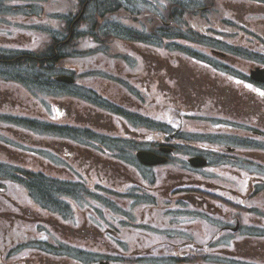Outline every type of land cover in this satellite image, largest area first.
I'll return each mask as SVG.
<instances>
[{"label":"rangeland","instance_id":"374dc122","mask_svg":"<svg viewBox=\"0 0 264 264\" xmlns=\"http://www.w3.org/2000/svg\"><path fill=\"white\" fill-rule=\"evenodd\" d=\"M39 1L43 4L46 3L47 8L45 7V9H43L35 6L37 2L36 0H29L28 2L23 3V6L19 4L21 3V0H8L5 4L0 2V48L8 47L26 48L27 50L34 49L37 47L39 39L45 38L44 35L47 34V32L54 34L55 37H57L56 35L62 34H65L66 38L69 36L70 31L68 30V25L64 26V24L66 19L70 18L71 13L69 12H73L74 15H78L80 13V5H82L81 0ZM175 1H181L182 3L189 2V7L192 9H194L195 6H198L196 5L195 0ZM204 1V5L208 6L206 10L199 9L197 11L194 10L187 13L184 11L182 16L179 14L182 20L180 24L182 23L183 25L181 26L180 24L174 22V24L170 25V28H168L169 26H166L164 22H162V27H158L161 17H163L167 11L170 12V10H168V6H162L163 0H112L111 4H105L107 6L97 2L96 4L91 5L85 15L77 20L78 22L75 21L76 23L72 24L71 28H75L73 38L67 42L68 44L65 47L61 48V51L63 53H65L64 51H72L74 54H78L77 56L80 58L90 56L94 53L92 56H90L92 61L85 62L87 63L86 65L84 64L86 66L85 71L87 76L85 79L80 80L79 83H87L91 86V88H94L105 98L112 101L115 100L116 102L125 106L123 107L124 109L129 108L135 111L139 110L141 113L148 115L149 106L141 103L139 99L140 97L144 96L142 94L143 92L146 93V91H148L147 84L150 86L153 84L148 93H146L148 99L152 103L159 104V106L162 105L163 102H168L165 97H169V90L172 87H170L169 83L167 82L168 80L166 74H168V71H164L165 66H163V63L165 62L166 64L167 60L171 56L178 57L179 54L181 55L193 49L191 47L193 44L188 43V38L191 37L188 33V30L192 26L197 25V27L200 28L202 27L200 23L208 20H210L212 24L216 25L218 19L223 23H229L228 20L230 19L237 20L240 23L241 20H244L245 17L251 13L264 14V0H249L248 2L243 0H228L232 7H234L233 11L229 8L228 13L215 10L218 9L216 0ZM117 3L123 4L124 7H121V10H114L113 6H116ZM15 4H17L19 8L13 7ZM126 4H129L130 7ZM77 5H79V9L77 8ZM242 5L243 9H247V12L244 16L242 12L236 11V7ZM108 6L111 8H107ZM177 6L178 11H183L181 4H177ZM4 8H6V10H4ZM176 13L178 14V12ZM55 17H58L57 19L59 21H63V24L58 26L59 22ZM249 24L255 27L253 29L260 32L263 29L262 27H264V21L261 20H250ZM29 25L31 26L29 27ZM164 26H166L165 29H162ZM29 30L33 32H35V30L39 31V34L37 32H35V34H31L28 32ZM157 30H162V32H158ZM206 33L209 34L208 31ZM152 36H160V40L158 42L160 43L161 41V44L163 45L167 44V47L163 46L161 48V44L159 43L154 45V47L145 44L146 42L143 37L152 39ZM33 38H37V41L35 40V44L32 42ZM127 38H136L134 42H139L137 44H133L131 42V45L129 44L130 48H127L121 42L123 39ZM167 38L170 40L165 41ZM53 43V40H47L46 43H44L45 47L42 46L41 49H47L48 44L50 45ZM98 44H102L100 49ZM123 48L129 49V51H123ZM195 48H197V46ZM193 52L195 51L193 50ZM176 57L172 59L173 63H176L177 61L176 64L179 63L178 65L181 66L185 65L183 61H179V58ZM157 59H162L163 63H161L162 61L156 62V65L158 66L157 69L150 67V65L155 63L153 61H156ZM69 61H64L65 64H62L63 67L77 63L74 61ZM31 64L33 63H24L22 69L17 68L19 70L15 73H12L13 69L6 70L0 67V144L7 143L14 147L12 149L10 146L9 149L0 145V160L17 164L18 166L29 169L39 171L43 170L45 175H47L50 179L53 177L55 179H60L59 185H65V191L69 189L74 192L75 190H73V188H75L76 180L80 179V177L77 172L69 173L64 167L67 166L69 171L79 169V167L76 168V165L73 163L75 158H64L61 149L65 147V149H67L68 152H71V154H75L77 151L81 153H87L89 150L85 149L84 147L80 148V146L76 144L74 145L73 141H68V138L66 139L65 137L69 135L65 134V132L69 134L74 132L75 134L81 132L80 130H83L82 127H90L91 129L98 131H100V129H104L110 131L113 130L114 132H124L126 128L129 127L139 133L140 130L134 126L138 125L140 121L138 123H132L134 121L125 122L124 116H121L122 114L111 113V111H109L107 108H103L104 110L102 109L101 111L90 106V104L85 103L84 98L79 97V95L81 96L84 93L81 92V89L78 86L66 87L62 86L63 84H61L60 86L62 87L60 89L68 94L65 95L62 93V95L56 96L54 93L58 91L56 90L55 85L54 87H49L52 86V83L50 82L51 78H48V76L44 78L41 75L43 74L41 72L30 71ZM242 64H244V62H242ZM99 69L100 72L93 71L94 73L88 74L92 70ZM22 70L24 74L26 73V78L29 80L25 85L17 83L18 80H23L22 77L24 74H20ZM153 75L155 76V79L152 80ZM32 84H35L36 86L41 85L45 89L44 92L47 93L38 91L35 93L32 90L35 86ZM139 90H141L142 95L138 93ZM162 90H164V93ZM99 94L96 95V98L104 102V100L99 97ZM240 94L244 95V93ZM245 94L250 95L252 93ZM89 96L90 95L87 94V96L85 95V98L88 99ZM173 96L174 99H180V96L177 93H174ZM206 102H203L204 104L198 103L196 107H193L194 109L197 107L208 108L207 110H203L204 113H207L208 111L212 113L218 110L216 104H205ZM159 106L155 109V111H153L154 113L149 114L151 119L154 117L159 119L157 118L158 114L159 117H161L160 113L158 112ZM230 106L232 107L233 104ZM249 106L251 108L250 116H256L255 118L258 120V122L264 125V102L263 104L260 103L259 97H256L253 94V98ZM236 107L238 106L236 105ZM229 110L231 109L228 108V111ZM39 118L43 120H39ZM243 119L244 117L236 115V120L242 121ZM49 121L55 125L51 126ZM146 123L147 122L145 121L143 124H141L142 129H146L148 127ZM194 124L195 123L190 124L193 125L192 128L194 131H200V127H205L203 125ZM72 127L76 128L75 131H73ZM216 131L218 133L226 132L227 135L233 136V131H228L226 129H222V131ZM53 133H59L60 138L63 139L56 140L50 138L49 136H51ZM237 133L242 134L243 129L240 128V131H237ZM80 134L83 133L81 132ZM241 137L244 136L241 135ZM251 138H253V136H251ZM11 139H13V141ZM49 147H52L55 151H58L59 155L62 157L51 155L47 149ZM250 152L252 155V163L250 168L252 171L251 174L253 171H255V174H258V171L264 173V166L253 164V161L258 162V160L260 161L259 163L264 164V151L260 149H252ZM90 155L97 157L93 154ZM257 157L263 159V161L257 159ZM51 165L52 167L53 165L58 166V168L55 169L53 167L55 171H52ZM1 170L3 172H0V181H2L5 177H8L7 175L14 178L15 173H13V175L12 173H9L11 170L15 171L11 167L5 166L2 167ZM248 172L247 182L240 183L239 180L237 183L239 186L235 185L234 188L228 186L227 188L238 194H243L244 191L250 192L252 190V186H250L248 183V181L251 180L249 177L250 174H248ZM245 175L246 174L243 172L235 171V177L241 179L242 181ZM94 182L95 181H93L92 184H94ZM5 189H10L12 192H9L7 195L2 191H7ZM23 191V188L12 185V183L8 180L0 182V196H2V198H0V228L2 229L0 230H3V228L6 229V223L10 218L12 222L13 219L19 220L23 225L22 230H25V228L31 226L28 228V232L33 234L35 226L32 222L37 221L36 219H44L47 216L50 224L55 230L54 234L56 235L58 232L60 233V236L57 235L59 236L60 240L66 238V235L62 233L65 232L69 237L72 235L74 236L72 239L75 240L76 245L85 242L87 238L90 240L91 237H94L92 243L95 244L107 242L103 236L100 237V230L96 229L91 219L87 218L86 216V213H89V210H92L91 208L84 206L77 207L76 210L78 223L76 224V227H73L75 229L72 230V228L70 229L68 225L62 224L61 220L57 219L56 217H52L51 214H49L51 211L50 209H53L51 205L39 201L40 204L45 206V208H42L41 205L33 203L31 200H29L24 193L25 191ZM260 193L263 194L264 190L260 191ZM261 194L259 196H262ZM123 200L119 201L122 204L119 202L116 203V209L119 211L114 214H118L120 211H123V213L127 215L126 218L129 219L132 217L134 219L135 216H133L132 205L128 203L127 198ZM145 201L148 202L147 200ZM19 209L21 211L20 214H18ZM62 210L66 211V208H62ZM105 210L106 209L101 210V213L99 214L100 218L105 219ZM141 211L142 214L144 211L146 212V224L148 227H153L149 226L153 221L157 222L155 225L161 223L159 220H154L156 214L148 215L150 210L145 205L141 206ZM92 214L93 213L91 212L90 215ZM244 216L245 218L243 222H245V220H247L248 223L254 221L263 222L259 216L247 213L246 211ZM107 217L110 218L109 215ZM115 219L122 220L120 215H117V217L113 219V223H117V225L119 223ZM131 221L133 220L131 219L126 222L130 224ZM17 223L19 224V222ZM189 229H194V231L201 230L199 224H193L189 226ZM196 234V239L198 241H204V243H206L211 240V237L201 235L199 232ZM18 238L22 237L18 235ZM140 238V241L145 243L144 237L141 236ZM234 239L235 240L233 244L235 251H243L241 253L249 255L250 257H255L257 260L264 259V244H261L264 243V239L255 240L245 238L244 240H238L237 235L234 237ZM20 241V239H13L11 245ZM140 241L139 244L142 245ZM224 241H226L225 238L221 240V243ZM29 247V245H23L18 247V250H14L13 253L18 255V257L15 258V261L21 264H64L65 262L64 258H59L58 255H54L55 252L51 253L45 251L42 254H38L33 251V249L29 250ZM10 248L11 247L8 246L7 252ZM136 248L140 247H134V249ZM21 250L26 252L25 255L21 253ZM245 250H252V252ZM73 252L74 255H78L76 253V249H74Z\"/></svg>","mask_w":264,"mask_h":264},{"label":"flooded vegetation","instance_id":"af4514ba","mask_svg":"<svg viewBox=\"0 0 264 264\" xmlns=\"http://www.w3.org/2000/svg\"><path fill=\"white\" fill-rule=\"evenodd\" d=\"M128 6L130 7V5ZM170 8L169 6L168 10H170ZM201 9H205V7ZM168 24L170 25V22L166 23V25ZM203 55L217 58V63L208 62L206 64L207 66L217 67L220 64V59L230 60V57L233 56L229 53L226 55L218 53ZM169 61H171V58L167 60V63ZM221 64L227 65L228 63L223 62ZM231 69L232 67L229 66L226 68V71L229 72ZM168 70L169 82H174L175 88L177 91H180L181 105L185 110H189L190 113H193V111L198 112L201 109V107L194 109L193 106L196 107L198 103L204 104L203 102L208 101L205 104H209L212 99L217 101L220 97V93L224 95L228 94L230 98L234 99V92L248 91V93H251L255 91V89H264V84H253L249 79L245 80L246 84L244 86H235L230 79L224 77V74L219 75V72H217L219 76H216L204 73L203 71L205 70H200L198 66L179 67V69L174 70L170 64ZM185 70H188V72L186 73ZM74 84H77V82ZM249 104L250 100H244L240 108L245 111V115H248ZM234 114L235 113H232L231 115L234 116ZM249 116L250 115L247 117ZM195 118L196 117H193V119ZM195 120V125H203V121L199 122L198 119ZM244 120L246 124L249 123L246 118ZM230 122L234 124V121ZM187 128L188 126L181 127L180 132H172L169 130L156 132L148 129L147 132L137 133V131L127 127L124 132H118V134L115 135L105 134L104 139L102 138L103 142L99 145L111 144L115 146L117 148L116 152L118 158L106 157L104 159H95L91 162L90 166L97 170L105 171L108 180L116 188L120 186H132L134 193L131 194L129 198L133 205L138 203V211L140 214H142L141 206L146 204L144 201L146 198L153 209L157 208L158 210H167L170 212L178 210L183 213L189 225L199 224L201 228L200 231H194V229L185 231L188 226L184 229V225L181 223L180 226L182 227L180 231L169 232L168 237L170 238H168L167 234L162 231H159L157 235H150L147 233L146 229L140 228L142 224L140 221H137L132 224V228H125V231L122 232L120 230L118 232L116 231L113 233L114 236L110 234L109 237L111 238L116 236L115 238L118 244H114L112 239L105 237L107 241L106 245L112 248L113 252L121 250L123 252H147L149 248L140 241L141 236L150 237V240L157 244L154 246H159L162 252H165L167 249L179 252H197L200 250L215 252L221 248L216 238L230 235L231 241L228 242H232L231 248L234 247L233 242L236 235L238 240H244L245 238L251 239L253 233L250 225H241L239 210L234 208L231 203V201H234L237 197L230 195H228V197H220V182H218L217 179L209 180L211 171L214 172L215 166L217 165L218 159L215 158H219L222 164L225 165L227 162L232 161L233 157L240 152V144L238 142H231L229 139L225 138L224 134H216L213 132H197L201 136L198 137L195 133L188 131ZM232 128H234L233 125ZM233 135L239 136V134L235 132H233ZM215 136L216 138L221 136L223 139L214 141L211 138ZM109 137L112 138L109 139ZM202 137L207 139L205 140ZM228 137L233 138L232 136ZM108 141H110V143H108ZM249 145V143H245V147ZM141 150L155 153L159 157H163L164 159L162 160L164 161L151 165L144 164L138 156V152ZM54 155L58 157L57 151L55 150ZM194 156L207 157L209 164L202 167L193 166L189 159ZM74 158L75 161L80 160L81 154L75 155L73 159ZM81 165L85 167L87 162ZM53 167L55 169L58 168V166L55 165H53ZM53 167L51 165L52 171H55ZM227 169L229 179H234V166L227 167ZM39 172L43 173L44 171L40 170ZM261 178L262 177H260V179ZM239 180L240 183L247 182V175L244 176L243 181L241 179ZM248 183L250 185L252 180L248 181ZM221 184L224 185L221 186L224 188L222 191L227 194L230 192L234 193L233 190L227 189L228 186L234 188L235 185H239L232 181H223ZM261 184L264 185V181H262ZM55 187L57 188V186ZM238 201L241 203H250L254 201L256 204L262 205V203H264V197L260 199L240 197ZM114 202L118 201L115 200ZM248 210L249 209L246 211ZM218 212L222 215L228 212L226 222L224 220L219 221ZM144 214L145 211L143 215ZM155 214L161 215L162 213ZM143 215L141 219H143ZM151 215H154V213L151 212ZM52 216H54V214H52ZM261 219L264 220V215ZM198 232L201 235L211 237V240L206 243H204V241H198L196 239V233ZM139 241L142 245L139 244ZM119 243H121V245H119ZM137 246L140 248L134 249V247ZM108 258L111 263L114 264V259L111 256ZM137 259L138 261H136L135 264H148L140 257Z\"/></svg>","mask_w":264,"mask_h":264},{"label":"trees","instance_id":"16d2710c","mask_svg":"<svg viewBox=\"0 0 264 264\" xmlns=\"http://www.w3.org/2000/svg\"><path fill=\"white\" fill-rule=\"evenodd\" d=\"M170 16L173 17V16H178V15L175 12L174 13L172 12ZM178 18H179V16H178ZM72 22H73V20L67 21V24H68L69 28L72 25ZM56 40L59 41L60 39L56 38ZM59 46H60V44H58V42L55 41L54 45L53 46L51 45L49 47V49H47L49 51L48 53H46V52H40L39 53L38 51H34V50H33V52L32 51H28L29 53L27 51H23V53L18 55L19 57L16 60H18V61H21V60L22 61H27V62H23V63H30V62L33 63V64H31V68H35L38 65L43 67V65H44V68L46 67V70L49 71V73L46 74V76H52L53 73H51V72L55 71L56 66H58L57 64H59V62L63 59L62 57H64L63 53L60 51V47ZM58 50L60 51V54H58V52H57ZM5 51L8 52L7 54H8L9 57L14 55L13 52L9 53L10 51H8V50H5ZM5 51L4 50H0V56L3 53H6ZM234 52L243 53L240 50H234ZM38 53H39V55H41V57L40 58L39 57H34V56L38 55ZM32 55H34V56H32ZM20 58H22V59H20ZM12 59H14V56L12 57ZM258 61H260V60H258ZM12 64L15 65L17 63L12 62ZM24 80L28 81L27 78H25ZM65 134L70 135L67 132H65ZM23 174L25 176H27L28 179H31V181L29 182V188H32L34 190V192L32 193L34 196L41 195L40 197L43 200H45V202H47L48 204L52 202L53 206L59 204L58 202H55V199L58 198V196L60 198V196L63 195V194L62 193H56L57 188L55 187L56 186L55 184L51 185V182H48L46 184L47 180L45 178H43L42 176H39L40 183H44L45 184V186L43 185L42 189H39V188L36 187V182L34 180L35 176H34L33 173H29L28 172V173H23ZM59 186H61V185H59ZM58 191L61 192L62 190L59 189Z\"/></svg>","mask_w":264,"mask_h":264},{"label":"water","instance_id":"95a60500","mask_svg":"<svg viewBox=\"0 0 264 264\" xmlns=\"http://www.w3.org/2000/svg\"><path fill=\"white\" fill-rule=\"evenodd\" d=\"M252 77L254 79H258V80H264V68L263 69L257 68L256 70H253L252 71ZM142 154L146 156L147 159L145 161L147 163H153L154 162L153 160H149L148 159L149 156L146 155V153H142ZM191 162L193 164H195V165H202L204 163V162H199V159L198 158L192 159Z\"/></svg>","mask_w":264,"mask_h":264},{"label":"snow or ice","instance_id":"6c2138e0","mask_svg":"<svg viewBox=\"0 0 264 264\" xmlns=\"http://www.w3.org/2000/svg\"><path fill=\"white\" fill-rule=\"evenodd\" d=\"M249 87H251V86H249ZM261 94H264V93H261Z\"/></svg>","mask_w":264,"mask_h":264}]
</instances>
